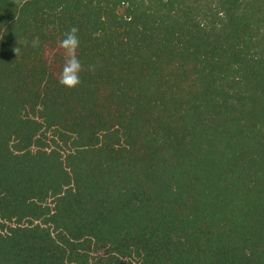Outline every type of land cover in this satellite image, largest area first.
Instances as JSON below:
<instances>
[{
  "label": "trees",
  "instance_id": "16d2710c",
  "mask_svg": "<svg viewBox=\"0 0 264 264\" xmlns=\"http://www.w3.org/2000/svg\"><path fill=\"white\" fill-rule=\"evenodd\" d=\"M0 264H264V0H0Z\"/></svg>",
  "mask_w": 264,
  "mask_h": 264
},
{
  "label": "clouds",
  "instance_id": "9594fccd",
  "mask_svg": "<svg viewBox=\"0 0 264 264\" xmlns=\"http://www.w3.org/2000/svg\"><path fill=\"white\" fill-rule=\"evenodd\" d=\"M79 29L73 26L69 31L64 33V38L58 41V48L63 50L64 64L59 76V83L67 88L75 89L81 83V72L85 70L78 57V49L80 47ZM39 38H35L32 41L34 48L40 47ZM18 48H15L16 54H18Z\"/></svg>",
  "mask_w": 264,
  "mask_h": 264
}]
</instances>
